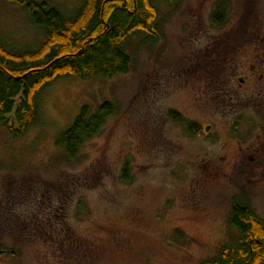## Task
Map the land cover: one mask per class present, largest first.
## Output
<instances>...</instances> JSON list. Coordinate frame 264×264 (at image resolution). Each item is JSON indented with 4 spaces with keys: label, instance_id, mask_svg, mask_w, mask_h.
I'll return each instance as SVG.
<instances>
[{
    "label": "rangeland",
    "instance_id": "1",
    "mask_svg": "<svg viewBox=\"0 0 264 264\" xmlns=\"http://www.w3.org/2000/svg\"><path fill=\"white\" fill-rule=\"evenodd\" d=\"M51 2L73 15L82 0ZM221 2L227 19L217 27L211 17ZM153 3L157 38L138 33L125 42L127 74L59 78L39 93L40 122L25 135L0 123V264H203L237 236L235 198L245 195L264 221V117L253 105L264 81L245 70L264 52V0ZM26 16L0 0L8 47L43 40ZM226 41L240 44L233 65L244 79L233 84L239 102L226 113L256 116L246 117L255 128L245 141L191 75L212 42ZM104 102L113 114L69 159L58 135L83 106L94 113ZM170 112L213 126L192 137Z\"/></svg>",
    "mask_w": 264,
    "mask_h": 264
},
{
    "label": "trees",
    "instance_id": "2",
    "mask_svg": "<svg viewBox=\"0 0 264 264\" xmlns=\"http://www.w3.org/2000/svg\"><path fill=\"white\" fill-rule=\"evenodd\" d=\"M6 1L21 8L43 35L40 44L30 50L12 49L0 39V123L17 136L40 122L36 99L44 88L67 76L125 75L131 64L125 42L138 33L157 38L158 14L153 0H82L73 15L52 0ZM214 8L211 21L223 26L227 5L221 2ZM113 112L109 102L94 113L83 106L58 135L56 146L69 159L75 158L83 143L99 133ZM170 118L188 130L182 115L170 112ZM127 170H123V181H128ZM229 222L237 236L203 264H264V221L256 216L245 195L232 201ZM176 237L181 238V234L177 232Z\"/></svg>",
    "mask_w": 264,
    "mask_h": 264
},
{
    "label": "flooded vegetation",
    "instance_id": "3",
    "mask_svg": "<svg viewBox=\"0 0 264 264\" xmlns=\"http://www.w3.org/2000/svg\"><path fill=\"white\" fill-rule=\"evenodd\" d=\"M249 35V34H248ZM248 35L245 34V40H248ZM244 37V36H243ZM254 38L257 37L256 34L253 35ZM245 44L243 42L242 46ZM240 44L232 45L230 42H220L216 47V43H211L210 54H200L202 57L199 58V62L196 63L195 67L191 66V75L194 78L200 79V88L203 89V93L211 95L212 101L219 103L221 111L224 112L223 117H234L229 124V131L234 137L240 139V141H245L246 137L254 130L255 126L250 124L251 122L246 119V117H256L255 115H243L244 113L228 115L226 113L230 112L231 109L237 107V102L239 100L235 99V92L233 84L239 83L241 86L244 83V79L237 76L238 66L233 65L236 59L237 51L241 50ZM215 46V47H214ZM257 49V47H256ZM264 49V47H263ZM259 62L257 66L250 65L249 68H245L251 74H258V79L264 81V52L256 55ZM240 67V66H239ZM238 85V84H237ZM197 88L192 89L194 95L193 99H196ZM259 95H264V91L259 93ZM253 105L260 112L259 117H264V98L258 101L257 98L253 99ZM186 124L188 126V134L192 137L199 136V134H209L212 128V124L206 123H196L193 120L187 119Z\"/></svg>",
    "mask_w": 264,
    "mask_h": 264
}]
</instances>
